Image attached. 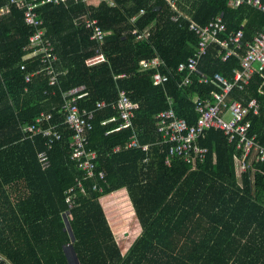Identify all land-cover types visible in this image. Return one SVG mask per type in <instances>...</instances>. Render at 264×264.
<instances>
[{"label":"trees","instance_id":"16d2710c","mask_svg":"<svg viewBox=\"0 0 264 264\" xmlns=\"http://www.w3.org/2000/svg\"><path fill=\"white\" fill-rule=\"evenodd\" d=\"M228 1L176 0L183 13L177 21L172 16L178 11L167 0L42 4L37 12L45 38L53 42L60 72L58 83L50 85L44 70L36 72L43 68L40 57L24 58L37 28L25 21L24 8L10 5L2 11L9 1L0 0L1 256L12 264H72L73 245L80 264H264V161L250 156V167L239 174L237 143L210 128L199 137V145L208 149L205 159L193 166L180 155H170L157 130L156 116L169 108V98L177 115L194 124V97L208 98L218 90L212 82H201V75L219 73L232 79L244 45L264 30V13L248 5L232 8ZM89 11L105 31L104 62H89L99 44L92 30L77 21ZM219 14L226 26L221 37L245 22L243 47L224 59L226 50L212 44L191 74V83L182 84L188 72L177 71L176 65L195 53L199 40L191 22L204 25ZM155 56L166 63L161 67L169 73L164 84L154 83V67L142 65ZM27 74H33L28 82ZM80 85L87 92L77 100L81 108L94 109L101 100L115 102L121 89L138 104L130 127L119 128L122 119L112 105L95 113L88 148L97 152V170L105 171V181L86 178L71 158L73 131L63 123L61 105L63 93ZM260 88L264 72H257L244 89L235 87L229 99L259 100V112L251 111L246 119L251 121L250 133L264 146ZM43 111L54 115L52 122L63 132L51 148L47 137L24 131ZM134 134L148 150L126 147ZM43 150L50 157L46 167L38 157ZM80 180L85 191L78 186ZM96 182L102 190L92 188ZM122 188L141 225L125 251L101 202Z\"/></svg>","mask_w":264,"mask_h":264},{"label":"built area","instance_id":"2783aa9c","mask_svg":"<svg viewBox=\"0 0 264 264\" xmlns=\"http://www.w3.org/2000/svg\"><path fill=\"white\" fill-rule=\"evenodd\" d=\"M7 6L2 11L8 10L10 5L19 8H24L25 21L37 30L31 35L30 42L25 47V59L39 56L42 61L43 68L49 76V84L55 85L58 83L60 72L55 67V62L58 59L54 51L53 42L45 38V28L42 26L43 19L39 17L37 8L45 3L60 4L66 3L69 0H8ZM79 1V0H76ZM88 5H95L104 0H81ZM109 4H113L112 0H107ZM173 9L177 10L176 0H167ZM229 6L239 8L243 5H248L258 9L264 13V0H229ZM143 11V10H142ZM141 11V12H142ZM89 14H83L77 19L86 27L92 30V38L99 44L96 48L95 56L89 60L90 63H100L106 60L102 51L105 31L99 24L97 18H93ZM183 13L178 11L172 16V19L177 21ZM245 22L237 31L230 32L227 36L221 37L220 34L225 31L226 26L223 20V15L219 14L212 18L204 25H200L194 21L190 24V29L194 30L199 35V40L196 45L195 53L186 61H181L176 65L179 72L187 71L182 84L191 83V74L198 70V64L203 55H205L212 44H218L222 49H225L224 59H227L233 54H237V49L243 47L242 38L244 36ZM42 26V27H41ZM142 38L140 34L138 39ZM245 50L240 56V68L234 70L232 79H228L223 75L216 73L213 77L201 75L200 81L204 83L212 82L218 86V90L211 93L208 98L194 97L198 118L194 124H189L185 118L179 117L173 108V100L169 98V108L162 110L157 114L158 127L157 130L162 134L163 143L169 146L170 155H180L188 163L196 166L199 162L204 161L207 147L199 145V137L205 134V131L210 128L221 130L228 137L230 142H236L237 148L240 149L241 155L236 158L238 173L246 171L251 162L248 160L250 156L256 157L257 160L264 161V146L256 141V135L250 133L251 121L246 119V116L252 111L259 112V102L257 98H251L247 103L240 99L230 100V92L235 88L244 89L249 85L253 76L259 72H264V30L255 34L252 41L247 42ZM0 50V60H1ZM142 65L145 67H154L156 71L153 74L155 84H164L169 79V73L161 70V67L166 65L165 61L159 56L152 59L143 60ZM26 65L21 64V69H25ZM33 74L26 75V81L31 80ZM86 86L80 85L63 93L64 102L61 105L62 112L65 115L64 124L73 131L71 141V158L75 161L79 169L85 173L86 178H94L98 176L100 180L105 181V171L97 170V152L88 148L89 132L93 127L92 121L98 109L112 105L117 108L122 119L119 128L130 127L133 125L132 118L138 104L133 101L128 92L124 89L119 91V97L115 102H106L105 100L98 101L94 109L81 108L77 100L86 96ZM54 115L52 113L41 112L35 119V122L24 126L25 133L28 136L42 134L48 138V148H51L55 141L63 137V132L60 124L52 122ZM115 118L113 117L112 120ZM126 147H141L148 150L149 145H141L136 134H134ZM117 147L116 150H119ZM39 161L43 167L49 166L50 157L47 150H43L38 154ZM166 163H170V156L166 158ZM78 186H82L81 180ZM94 190H102V187L96 182ZM70 191H74L70 188ZM70 200V197H68Z\"/></svg>","mask_w":264,"mask_h":264},{"label":"crops","instance_id":"0c3cea01","mask_svg":"<svg viewBox=\"0 0 264 264\" xmlns=\"http://www.w3.org/2000/svg\"><path fill=\"white\" fill-rule=\"evenodd\" d=\"M259 92L264 94V89L260 88ZM101 202L105 207L119 243L125 251L141 232V225L135 214L129 194L125 188H122L104 195L101 197ZM123 235L125 236L123 237Z\"/></svg>","mask_w":264,"mask_h":264},{"label":"water","instance_id":"95a60500","mask_svg":"<svg viewBox=\"0 0 264 264\" xmlns=\"http://www.w3.org/2000/svg\"><path fill=\"white\" fill-rule=\"evenodd\" d=\"M64 216H65V219H66V220H65V221H66V227H67V229H68L69 232H70V235H71L72 241H74V240H75V236H74V233H73L72 227H71V225H70L69 222H68V219H67V217H66V214H65ZM70 251H71V254L73 255L75 261H76L78 264H80V263H79V259H78V257H77V254H76V251H75L73 245L70 246ZM0 264H12V263H11L10 261H8L5 257H3V256L0 255Z\"/></svg>","mask_w":264,"mask_h":264},{"label":"rangeland","instance_id":"374dc122","mask_svg":"<svg viewBox=\"0 0 264 264\" xmlns=\"http://www.w3.org/2000/svg\"><path fill=\"white\" fill-rule=\"evenodd\" d=\"M125 235H123V237H124ZM72 264H78L75 260H74V258L72 257Z\"/></svg>","mask_w":264,"mask_h":264}]
</instances>
